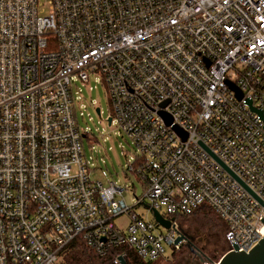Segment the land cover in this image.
<instances>
[{
	"label": "built area",
	"instance_id": "1",
	"mask_svg": "<svg viewBox=\"0 0 264 264\" xmlns=\"http://www.w3.org/2000/svg\"><path fill=\"white\" fill-rule=\"evenodd\" d=\"M92 76L138 152L133 208L91 176L75 89ZM199 140L264 202V0H0V264H62L78 238L118 264L170 260L187 242L175 216L204 206L227 252L250 253L264 206Z\"/></svg>",
	"mask_w": 264,
	"mask_h": 264
},
{
	"label": "rangeland",
	"instance_id": "2",
	"mask_svg": "<svg viewBox=\"0 0 264 264\" xmlns=\"http://www.w3.org/2000/svg\"><path fill=\"white\" fill-rule=\"evenodd\" d=\"M79 90L82 91L85 108L83 107L79 111L78 121L80 127L90 131L95 138L92 145L89 140H84L86 157L92 165V179L101 183L104 188H107L110 182H115L118 186L125 188V200L128 207L133 208L136 200L145 194L143 183L138 180L136 175L128 171L129 162L138 156L137 149L126 135H118L115 125H111V110L105 85L92 76L88 85L79 84V87L75 89V91ZM96 107L101 109V116L96 112ZM135 212L144 216L145 219H153L152 213L143 206L135 209ZM127 220L126 216L118 220V227L124 228ZM177 221L184 230L185 228L199 227L203 232L202 235L208 239V242L200 245L205 253L200 264H204L207 259L220 261L227 253L228 245L221 227L223 226L222 220L219 219L218 222L221 224H217L196 218L188 220L186 217L180 216ZM166 248V257L174 255L169 247ZM180 251L176 257L170 260L161 259L158 264H187L189 261L197 260L187 247L183 246Z\"/></svg>",
	"mask_w": 264,
	"mask_h": 264
},
{
	"label": "water",
	"instance_id": "3",
	"mask_svg": "<svg viewBox=\"0 0 264 264\" xmlns=\"http://www.w3.org/2000/svg\"><path fill=\"white\" fill-rule=\"evenodd\" d=\"M235 91L236 88L231 85ZM238 92V91H237ZM239 97H241L240 92L238 93ZM97 113L100 114V111L97 110ZM111 123V120H110ZM176 131L180 135H184V132L179 128H176ZM186 137V135H184ZM198 144L209 154L211 155L236 181H238L262 206H264V202L254 193L252 192L220 159H218L200 140ZM150 209L149 207H146ZM153 216L156 222L164 227L165 229H170L172 221L166 220L158 210H152ZM264 223V219L261 220ZM179 231L181 236L178 238L177 243L182 242L183 240L193 242V238L190 237L183 227H179ZM233 246L236 251L227 252L223 258L219 261V264H264V238L259 241V243L250 251V253H245L243 250L241 252L238 251L239 247L235 243ZM191 253L196 254L194 249L189 247ZM120 264H126V261L122 256L118 257Z\"/></svg>",
	"mask_w": 264,
	"mask_h": 264
},
{
	"label": "trees",
	"instance_id": "4",
	"mask_svg": "<svg viewBox=\"0 0 264 264\" xmlns=\"http://www.w3.org/2000/svg\"><path fill=\"white\" fill-rule=\"evenodd\" d=\"M175 217L178 218L179 216ZM184 217H186L188 220L191 218H196L198 220L211 221L221 224L218 222L220 217L207 206L200 207L191 216ZM221 227L224 230V226ZM116 251L117 250H112L107 257L101 258L93 249L87 246L82 238H78L73 243V245L70 246L69 250L65 254L62 264H118L114 261ZM180 252L175 253L172 258L176 257ZM159 262L160 260L153 263L142 261L133 253H130V255L126 258V264H158Z\"/></svg>",
	"mask_w": 264,
	"mask_h": 264
},
{
	"label": "flooded vegetation",
	"instance_id": "5",
	"mask_svg": "<svg viewBox=\"0 0 264 264\" xmlns=\"http://www.w3.org/2000/svg\"><path fill=\"white\" fill-rule=\"evenodd\" d=\"M185 231L194 240H193V242L187 241L184 244V246L187 247L188 250H189V247L194 249L196 254H193V257H196V259L198 260V261L195 260L194 262H193V260L189 261V262H187V264H200L203 256H205L204 249H202L200 247V245L205 243V242H208V239L206 238V236L202 235L203 232L201 231V229L199 227L195 226V227H192L191 229L185 228ZM189 252H190V250H189Z\"/></svg>",
	"mask_w": 264,
	"mask_h": 264
}]
</instances>
